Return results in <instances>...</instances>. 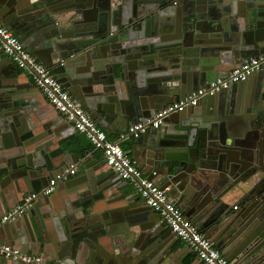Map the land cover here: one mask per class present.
Instances as JSON below:
<instances>
[{
    "label": "water",
    "instance_id": "obj_1",
    "mask_svg": "<svg viewBox=\"0 0 264 264\" xmlns=\"http://www.w3.org/2000/svg\"><path fill=\"white\" fill-rule=\"evenodd\" d=\"M0 18L108 131L125 132L200 88L221 67L203 58L231 51L241 64L264 52V0H0ZM12 74L0 65V133L14 140L4 138L10 154L0 160V197H16L23 182L24 197L40 193L36 205L49 204L55 232L43 230L38 213L34 225L29 209L0 221V241L37 249L43 261L34 264H180L178 240L163 218L144 200L143 207H114L108 195L119 190L118 179L101 158L81 161L71 152L76 142L60 128L64 116L43 95L54 118L40 111L39 100L25 93L38 90L29 75ZM248 80L203 97L198 109L168 115L164 122L174 130L150 127L135 137L145 165L163 175V187L172 185L169 195L184 199L187 215L209 225L208 237L223 238L228 257L264 264V86L258 97L239 94ZM72 164L82 179L68 173L41 194ZM59 182L67 193L52 208Z\"/></svg>",
    "mask_w": 264,
    "mask_h": 264
},
{
    "label": "built area",
    "instance_id": "obj_2",
    "mask_svg": "<svg viewBox=\"0 0 264 264\" xmlns=\"http://www.w3.org/2000/svg\"><path fill=\"white\" fill-rule=\"evenodd\" d=\"M3 53L32 78L46 99L78 132L83 133L88 138L94 148L103 151L104 159L112 170L121 179L133 183L136 193L143 198L144 203L152 207L163 218L175 236L186 242L192 252L204 264H235L222 253L197 223L185 215L182 208L169 195L168 188L156 183L153 177L145 174L137 166L121 146V140L112 141L108 139L106 130L101 128L86 109L76 102L52 69L26 47L22 39L8 28L0 18V60ZM262 70H264V52L232 67L226 74L215 77L184 98L167 104L146 121L133 123L123 134L122 140L130 136H138L150 127L159 128L168 115L184 111L189 107H195L203 97L220 93L233 83L245 81L252 74ZM77 171V165L72 164L55 178H52L49 185L41 191V194L52 193L58 179L65 178L68 173L76 174ZM151 175L155 176L157 172L154 170ZM39 195L40 193L36 192L27 194L22 202L8 210L0 221L11 222L23 215L34 206ZM0 255L13 261L31 264L43 261L41 255L24 252L5 242H0Z\"/></svg>",
    "mask_w": 264,
    "mask_h": 264
},
{
    "label": "crops",
    "instance_id": "obj_3",
    "mask_svg": "<svg viewBox=\"0 0 264 264\" xmlns=\"http://www.w3.org/2000/svg\"><path fill=\"white\" fill-rule=\"evenodd\" d=\"M14 33L17 34L16 32H14ZM17 35L23 40V38L20 34H17ZM221 51L218 50V52H221ZM228 52L229 51H223L222 54L218 57H207L206 59H204V58L202 59L203 64L208 63V62L210 64H212V63L216 64L217 62H219L220 66H221L219 70L213 69L212 71H210V73L207 77V81H204L203 85H206L210 80L214 79L215 77L220 76V72L222 73V75H224L232 67H235V66L240 64L241 59H239V60L234 59L233 58L234 56H232L231 51L229 52L230 54H228ZM0 65L3 69H5L6 73H9V75H13L12 73H14V72H15V74L16 73L17 74L26 73L23 69L19 68L4 53L2 54V59L0 60ZM14 68H15V70H13ZM263 73L264 72L259 71V72L252 74L250 76V80H248V82H247L248 84L245 83V84H242L241 86L237 87V91L239 92V94H241L242 92H246V91L248 92V94H250L252 92H256L255 95H257V97H258L259 92L261 91L262 87L264 86V82H263L264 81V76H263L264 74ZM26 75H27V73H26ZM20 79L22 80L21 81L22 84H25V85L27 84L25 77L20 78ZM30 79H31L32 83L34 84L31 77H30ZM137 79H139V81H140V79L144 80L141 77H139ZM203 85H201V86H203ZM34 86L37 87L35 84H34ZM37 89L38 90H31V88L30 89L27 88V90H25V93L31 99H33V98L38 99L39 100L38 106L40 108V111H44V114H46V115L48 114L49 116L53 117L52 111L49 108V103H47L49 101L44 102L43 100H40L43 98L42 97L43 94L41 93V91L39 90L38 87H37ZM238 92L233 91V92H231V94H229L228 97L231 98L232 96H230V95L233 94L235 96L236 93H238ZM40 101H42V102H40ZM200 106L201 105L195 107L194 109H198V108H200ZM67 123H69V122L66 121L60 128L61 129L67 128V132L70 135L69 138L72 139V141L76 142V144L72 148H70L71 152L77 153L79 156V159L81 161L82 160L91 161V160H96V159L101 158L102 163H103V165H102L103 169H105L107 172L112 173L114 175V177H116V179H118L119 185H120L119 190L112 191L110 193V195L107 194L108 196H110V198L113 202V206L114 207H120L121 204L128 203L129 205H133V207H135L137 205H141L139 207H143V205L141 204V201H143V198L136 193V190H135L133 183L128 181V180H123L119 176H117L116 172L114 170H112L111 168H109V165L106 163V161L104 159L103 151L101 149L94 148L93 145L88 140V138L83 133L78 132L70 123L69 124H67ZM173 124L174 123H172V122L162 123V125L159 128H157V133L158 132L162 133L163 131H166V128H168L169 130H171V129L174 130L175 128L173 127L174 126ZM131 125L132 124L129 123V126H131ZM166 125H168V127H166ZM170 125H173V126H170ZM101 128H103V127H101ZM125 128H126V126H125ZM103 129L106 130L109 140H112V141L121 140V146L124 148L127 155L137 164V166H139L144 171L145 174L153 177L155 182L158 183L159 185H161L162 187L167 183L164 180L163 175L160 174V172H157V175H155V176L151 175L152 171H154V170L158 171V169L154 166L151 168L149 165H145L146 164L145 157L141 155V148L137 147V145H136V137L135 136H130V137L122 140V136L126 131L122 132L121 129H118V128L109 129V131L106 128H103ZM150 133L152 134L153 132H150ZM3 134L1 135V133H0V160L2 157H9V154H10V149L8 148V146H6V144H5L6 140L4 138H7L8 141L10 142V144L14 143V140L12 138V133L9 134L8 131H4ZM2 136H4V137L2 138ZM134 147H135V149H134ZM134 153L136 154L137 159L134 157ZM69 159H71V158H69ZM136 160H138V163L136 162ZM75 175H76L75 179H72V180L75 181L78 179H82V175H80L78 171ZM7 180H9V178H7ZM38 185H42V183H38ZM67 185L68 184H66V182H59L58 188L53 194V198H52L53 200L52 201H53L54 205L52 208H56V207L60 206V204L62 203V201H63V199L67 193ZM171 187H172L171 184L167 186L168 189ZM22 188H23L22 189L23 191L16 192V195H15L16 197H14V198L13 197L10 198L6 194L0 197V217L1 218L8 210H10L11 208L15 207L17 204L22 202V199H23L24 194H25V190H27V189H25L23 182H22ZM10 189H12L11 186H10ZM29 193H31V192H29ZM128 193H132L133 197H131L129 199L124 198L123 197L124 194H128ZM170 196L173 198L174 202L182 208L185 215L189 219H191L192 221L197 223L199 225L200 229L206 234V232L209 228V225L205 226V224H203L201 222V220L196 219L195 214L190 213L192 215H190V216L187 215L186 210L183 208V205H182L183 200H184L183 198L179 199L180 197H175L173 195H170ZM232 198H234V197L228 198V201L229 200L232 201L231 200ZM235 200L232 202H229V203L234 204L232 211H234V210L239 211L241 208L240 207L241 204L239 203V201H235ZM145 205L146 204H144V206ZM114 207H113V209H114ZM236 207L238 209H236ZM135 208H138V207H135ZM49 209H50L49 204L43 203L42 205L39 206V205H36V202H35L34 207L31 208V210H32L31 213L30 214L26 213V215H29V217L31 218L34 225L36 224V222L34 220V215H36L38 213L40 215L41 219H43V223H44L43 230L46 231L47 234H49V232H52V230L55 232L54 222L52 221L53 216H52V214L47 213V211ZM190 212H191V210H190ZM165 227L169 228L166 224H165ZM172 234H173L174 239L178 240V244L180 246L181 251L179 253V256L177 257L178 258L177 260L180 264H191L193 262H194V264H204L196 256V254L192 252V250L189 248V246L187 245L186 242L180 240L177 236H175V234L173 232H172ZM214 236H215L216 240L212 239V237H209V238H211L215 242L216 246L222 251V253L225 255H226L225 252L232 254V250L226 251L227 246L222 244L223 238H221L220 235H218V233H216ZM0 240H4L3 235L1 236ZM0 242H5V241H0ZM5 243H9V242H5ZM10 244L21 249L20 245H18V244H13V243H10ZM35 251L36 252H33V251H29V252L39 254V253H37L38 252L37 249H35ZM44 255H46V253H44ZM226 257H228V256L226 255ZM228 258L231 261H233L235 264H238V259L236 257H234V254ZM2 259L3 258L0 259V264H15V263H13V261H11L7 258H4L3 260Z\"/></svg>",
    "mask_w": 264,
    "mask_h": 264
}]
</instances>
